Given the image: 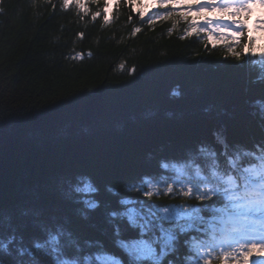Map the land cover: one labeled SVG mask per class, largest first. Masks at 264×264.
<instances>
[{"label": "trees", "instance_id": "16d2710c", "mask_svg": "<svg viewBox=\"0 0 264 264\" xmlns=\"http://www.w3.org/2000/svg\"><path fill=\"white\" fill-rule=\"evenodd\" d=\"M101 17L81 16L59 0H0L3 264H27L18 245L52 233L70 259L76 252L94 260L116 244L122 264H155L122 247L153 243L159 229L130 227L121 201H156L153 210L189 201L204 207V221L222 203L164 191L147 199L133 190L142 177L173 159L188 162L198 143L217 137L231 145L264 143V50L252 61L243 40L237 59L228 43L170 31L175 19L140 23L126 2L111 24ZM164 172L156 179L172 182L175 174ZM85 185L95 190L83 191Z\"/></svg>", "mask_w": 264, "mask_h": 264}, {"label": "snow or ice", "instance_id": "6c2138e0", "mask_svg": "<svg viewBox=\"0 0 264 264\" xmlns=\"http://www.w3.org/2000/svg\"><path fill=\"white\" fill-rule=\"evenodd\" d=\"M75 2L78 6H83L81 0H75ZM68 3L69 0H65V5ZM254 3L264 6V0H162L163 5H172L175 11H179L180 8H187L189 11L206 8L212 11L231 12L229 16L215 18L208 16L203 21H191L189 27L209 39L212 36H217L228 40L227 47L237 59L243 55L236 50L241 46V37H233L232 31L235 30L242 34L247 25L232 17L242 11L250 13ZM98 15L99 13H95L94 18ZM141 15L143 16V13ZM183 19L186 22L189 21L186 13ZM107 20L108 17L105 16V21ZM149 23H152L151 19ZM134 31H139V29ZM191 34V32H185L186 36ZM247 39L251 43L253 38L248 37ZM260 56L264 57V53H260ZM245 161H247L246 166ZM226 164L227 166L222 168L216 160H212L203 170L199 165H196L194 176L189 179L188 183H182L178 189L175 182L169 183L164 189V194L178 191L184 197L194 196L199 201L209 200L213 196L219 200L218 193L222 192L228 201L227 207L230 208V214L224 231L213 232L206 239L192 237L191 240L185 241L194 253V257L188 258L190 264H241V261L249 264V257L253 249L264 253V151H261L259 155L244 152L234 157L229 156ZM161 167L168 169L170 166L164 163ZM173 167L177 173L185 172L183 167ZM202 171L207 172V175L202 176ZM188 172L191 173V169H188ZM195 177H200V179L197 183H192V179ZM202 184L210 186L201 188ZM82 190L94 191L95 189L91 185H85ZM133 190L141 191L140 188ZM143 195L148 198L153 195L159 196L160 189L158 185L148 183ZM129 203L135 204L134 201H121L123 205ZM88 207L94 208L96 205L93 202L89 203ZM200 211V208L183 205L159 207L155 210L149 208L146 211L135 206L125 207L124 212L120 215L126 216L130 227L138 226L142 232L158 228L159 236L153 240L156 247L143 240L121 241V245L137 260L153 259L156 264H160L156 257L165 255L169 251H176L179 233L187 232L193 227L195 221L204 222ZM113 215H117V213H113ZM138 221H143V223L138 224ZM165 221L168 222V227L164 226L163 222ZM48 243L53 246L54 250L58 248V238L55 235H50ZM258 245L259 247H257ZM40 247V244L36 245V248ZM57 264H68V262L58 260ZM115 264H119V262L117 261ZM251 264H255V262L252 261Z\"/></svg>", "mask_w": 264, "mask_h": 264}, {"label": "bare ground", "instance_id": "6f19581e", "mask_svg": "<svg viewBox=\"0 0 264 264\" xmlns=\"http://www.w3.org/2000/svg\"><path fill=\"white\" fill-rule=\"evenodd\" d=\"M81 54V53H80ZM36 234H39V231L38 232H36ZM61 250H65V248H63V249H61ZM43 264V263H42Z\"/></svg>", "mask_w": 264, "mask_h": 264}]
</instances>
